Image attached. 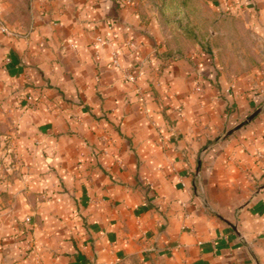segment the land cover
I'll use <instances>...</instances> for the list:
<instances>
[{"label": "crops", "instance_id": "0c3cea01", "mask_svg": "<svg viewBox=\"0 0 264 264\" xmlns=\"http://www.w3.org/2000/svg\"><path fill=\"white\" fill-rule=\"evenodd\" d=\"M108 23L133 83L90 46ZM0 24V118L32 164L0 181V264H35L26 216L39 264H264V108L234 129L255 103L214 57L165 64L154 17L118 0H0Z\"/></svg>", "mask_w": 264, "mask_h": 264}, {"label": "rangeland", "instance_id": "374dc122", "mask_svg": "<svg viewBox=\"0 0 264 264\" xmlns=\"http://www.w3.org/2000/svg\"><path fill=\"white\" fill-rule=\"evenodd\" d=\"M247 1L136 0L134 5L145 17H154L161 38L170 47L172 54H178L177 58L190 59L199 50L215 58L218 66L215 75L222 76L225 81L222 85L229 87L230 92L241 90L246 100L255 103L245 119L260 105H264V90L263 96L258 102H254V97L261 93L259 87L262 83L258 82L257 76L264 70V4L257 0ZM174 55L165 57L164 63H168V58V61L176 59ZM217 86L219 90L222 89L219 84ZM260 102L262 104L257 106ZM228 109H232V103L226 110ZM11 117L13 115L0 118V181L6 183L12 182L10 176L15 172L23 169L29 171L32 167V164L22 160L24 157L18 152L16 131L12 127L14 124ZM23 181L26 179L23 178ZM51 184L59 185L61 180L53 179ZM79 215L77 210L75 217L78 218ZM32 217L26 216L22 221L20 236L25 241V251L33 255L35 264H39L41 257L32 234V221H39ZM75 221L70 219L66 226L58 222L51 225L54 227L56 241H59L58 235L62 233L69 236V240L79 233ZM57 247L60 248V245ZM120 264H139V261L126 259Z\"/></svg>", "mask_w": 264, "mask_h": 264}, {"label": "built area", "instance_id": "2783aa9c", "mask_svg": "<svg viewBox=\"0 0 264 264\" xmlns=\"http://www.w3.org/2000/svg\"><path fill=\"white\" fill-rule=\"evenodd\" d=\"M120 2H124L130 5H136V0H119ZM106 29L109 31L108 35H96L90 41V46L92 47L96 56H98L100 49L108 47L109 51V64L114 68H121L120 59L118 52L112 47V43L114 39L117 37V33L114 30V26L112 23H108L106 25ZM0 32L5 35H12L13 32L8 29V27L4 24H0ZM9 61V58H6ZM122 70V79L124 82L133 83L136 81L137 77L140 75L138 71V67H123ZM188 217V214H185ZM28 220V219H27Z\"/></svg>", "mask_w": 264, "mask_h": 264}, {"label": "water", "instance_id": "95a60500", "mask_svg": "<svg viewBox=\"0 0 264 264\" xmlns=\"http://www.w3.org/2000/svg\"><path fill=\"white\" fill-rule=\"evenodd\" d=\"M264 108V105H260L257 109H255L244 121H242L240 124H238L234 129L239 128L240 126L248 123L249 121H251L257 114H259L262 109ZM231 132V131H230ZM229 132V133H230Z\"/></svg>", "mask_w": 264, "mask_h": 264}, {"label": "trees", "instance_id": "16d2710c", "mask_svg": "<svg viewBox=\"0 0 264 264\" xmlns=\"http://www.w3.org/2000/svg\"><path fill=\"white\" fill-rule=\"evenodd\" d=\"M119 1V0H118ZM207 50V49H206ZM208 52V51H207ZM171 55H174V54H172V51H171V49H170V47H168V46H166V50L162 53V56H165V57H169V56H171ZM178 55V54H177ZM175 56V57H179V56ZM260 104H262V102H260L257 106H259Z\"/></svg>", "mask_w": 264, "mask_h": 264}]
</instances>
